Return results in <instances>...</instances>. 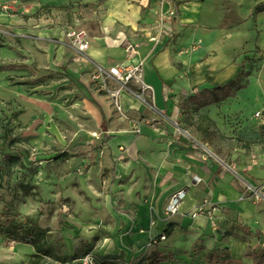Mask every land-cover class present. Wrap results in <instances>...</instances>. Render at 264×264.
Instances as JSON below:
<instances>
[{
	"label": "rangeland",
	"instance_id": "obj_1",
	"mask_svg": "<svg viewBox=\"0 0 264 264\" xmlns=\"http://www.w3.org/2000/svg\"><path fill=\"white\" fill-rule=\"evenodd\" d=\"M10 16L14 21L0 20V140L9 132L23 156L0 158V264H73L88 252L102 255L105 238L124 234L119 221L134 196L179 178L163 177L167 158L148 141H180L172 132L176 125L202 143L209 157L234 166L242 196L233 201L207 190L211 195L201 203H210L203 213L209 220L201 231L164 230L165 238L151 239L132 264H230L231 258L252 264L249 253L264 249V199L245 192L242 173L264 165V135L257 134L255 119L263 102L240 96L206 112L189 100L191 93L179 90L172 94L175 112L167 109L162 116L135 79L124 86L102 77L75 45L72 31L85 30L92 41L101 32L102 15ZM247 57L250 68L240 81L245 84L255 71L261 86L253 94L264 97V50ZM103 113L107 133L117 137L95 150ZM81 142V154L56 156ZM140 164L153 175L148 181ZM10 219L48 229L57 254L38 257L32 245L8 237Z\"/></svg>",
	"mask_w": 264,
	"mask_h": 264
},
{
	"label": "crops",
	"instance_id": "obj_2",
	"mask_svg": "<svg viewBox=\"0 0 264 264\" xmlns=\"http://www.w3.org/2000/svg\"><path fill=\"white\" fill-rule=\"evenodd\" d=\"M263 3L264 0H0V20L14 21L16 16L10 15H20L24 20L37 15H102L101 32L89 40L86 54L102 68L142 63L144 80L154 87L156 111L165 116L163 112L167 109L175 112L172 94L179 90L193 94L203 87L228 83L242 69L250 68L247 56L256 49L264 50V10L260 8ZM162 17L164 26L160 28ZM126 39L137 45L138 51L132 56L120 46ZM247 75L249 81L235 96L200 110L206 108L209 112V106L217 109L240 96L262 101L264 108V97L253 94L257 85L261 86L260 80L255 71ZM262 108L257 111H261L264 119ZM106 118L103 113L102 130L107 132ZM255 119L259 134L262 120L257 116ZM172 132L180 141L156 143L157 137L148 141L161 148V158H167H163L166 162L163 177L179 178L164 189L153 184L146 193L136 194L129 204L132 209H126L119 221L124 234L105 238L100 254H122L127 263L131 262L137 252L166 229L172 233L193 227L201 231L209 219L203 214L194 217L191 210L201 204L203 197L211 195L207 190L216 196L224 192L233 201L242 196L238 185L241 179L233 171L234 166L209 157L202 143L197 144L178 133L176 126H172ZM140 165L138 171L148 181L153 175L150 171V176L146 174L147 164ZM242 174L246 181L264 183V165L254 166ZM179 189L186 191L180 209L168 214L166 205ZM211 239L214 238L206 237L207 242Z\"/></svg>",
	"mask_w": 264,
	"mask_h": 264
},
{
	"label": "trees",
	"instance_id": "obj_3",
	"mask_svg": "<svg viewBox=\"0 0 264 264\" xmlns=\"http://www.w3.org/2000/svg\"><path fill=\"white\" fill-rule=\"evenodd\" d=\"M262 6V5H261ZM244 70L236 76L233 80L225 84H215L211 87H203L189 95V100L194 103L197 109L203 106L209 105L213 102L225 99L228 96H234L237 91L245 84L240 81ZM247 74H250L249 72ZM105 119V118H104ZM261 135H264V123L259 127ZM116 135L108 134L104 129L101 133L100 143L94 147L95 150L101 149L105 144L112 140ZM14 138L9 132H6L3 138L0 140V158L8 159L16 155H22L23 151L17 147H13ZM86 143L81 142L73 147L67 148L66 150H58L57 157L63 158L70 154L79 155L81 154ZM16 148V149H14ZM168 232V229H166ZM5 234L23 243H28L35 249V255L38 257L52 256L57 254L59 251L58 247L50 239L51 232L48 229L36 224H26L24 221L10 219L8 225L5 228ZM249 256L253 258L252 264H264V249H261L256 253H249ZM99 264H132L126 262L122 255H97ZM230 264H246L242 258H231Z\"/></svg>",
	"mask_w": 264,
	"mask_h": 264
},
{
	"label": "built area",
	"instance_id": "obj_4",
	"mask_svg": "<svg viewBox=\"0 0 264 264\" xmlns=\"http://www.w3.org/2000/svg\"><path fill=\"white\" fill-rule=\"evenodd\" d=\"M160 23H161L160 28H163L164 26L163 17L161 18ZM71 35L73 36L74 43L77 46L78 50L80 52H86L90 46L89 36L87 32L85 30H74L72 31ZM126 50L128 52V55L132 56L138 51L137 45L134 44L133 42H128ZM141 65L142 63L131 64L130 66L124 65V64H117V65L110 66L109 68L100 67L99 73L102 77H111L115 81L123 83L124 86H126V84L130 80L135 79L139 83V86L144 91H148V93H150L153 96V98H155L154 87L150 83H147L144 80ZM138 71H140V73L137 74ZM117 103L119 104V101H117ZM256 116L261 118L262 120L261 122L264 123V119H262L261 117V111H257ZM176 127L178 130V133H181L185 135L187 138L191 139V135L187 132V130L182 129L178 125H176ZM197 144H200V143H197ZM233 171L236 172L234 169ZM194 179L196 181H200V178L198 176H195ZM244 186H245V192L249 193L252 197L256 199H264V183L260 184V183H254V182L244 180ZM185 195H186L185 189H179L176 192H174L171 195L169 202L166 205V212L168 214L177 213L180 209V205ZM208 210H209V205L206 202H204V203L198 204L195 207H193L191 212L193 216H196V215L203 214ZM160 237L165 238V235L161 234ZM73 264H99V260L96 254L92 252H88V253L83 254L79 258H77Z\"/></svg>",
	"mask_w": 264,
	"mask_h": 264
},
{
	"label": "bare ground",
	"instance_id": "obj_5",
	"mask_svg": "<svg viewBox=\"0 0 264 264\" xmlns=\"http://www.w3.org/2000/svg\"><path fill=\"white\" fill-rule=\"evenodd\" d=\"M108 241V240H107Z\"/></svg>",
	"mask_w": 264,
	"mask_h": 264
}]
</instances>
